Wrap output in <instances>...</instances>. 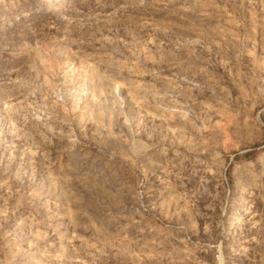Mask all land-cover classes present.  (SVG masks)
<instances>
[{
	"label": "rangeland",
	"instance_id": "rangeland-1",
	"mask_svg": "<svg viewBox=\"0 0 264 264\" xmlns=\"http://www.w3.org/2000/svg\"><path fill=\"white\" fill-rule=\"evenodd\" d=\"M264 256V0H0V264Z\"/></svg>",
	"mask_w": 264,
	"mask_h": 264
},
{
	"label": "built area",
	"instance_id": "built-area-1",
	"mask_svg": "<svg viewBox=\"0 0 264 264\" xmlns=\"http://www.w3.org/2000/svg\"><path fill=\"white\" fill-rule=\"evenodd\" d=\"M245 261H247L248 264H264V256L257 253H253L252 255L246 257Z\"/></svg>",
	"mask_w": 264,
	"mask_h": 264
}]
</instances>
